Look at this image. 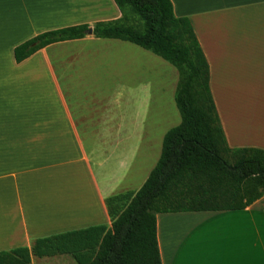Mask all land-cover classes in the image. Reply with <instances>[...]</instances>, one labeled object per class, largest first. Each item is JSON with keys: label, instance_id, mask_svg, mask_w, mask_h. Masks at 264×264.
<instances>
[{"label": "crops", "instance_id": "1", "mask_svg": "<svg viewBox=\"0 0 264 264\" xmlns=\"http://www.w3.org/2000/svg\"><path fill=\"white\" fill-rule=\"evenodd\" d=\"M170 2L207 60L227 146L264 150V0ZM119 17L113 0H0V251L109 226L105 199L140 188L179 125L177 70L130 42L87 34L15 61L43 32ZM156 236L161 264H264V196L158 214Z\"/></svg>", "mask_w": 264, "mask_h": 264}, {"label": "trees", "instance_id": "2", "mask_svg": "<svg viewBox=\"0 0 264 264\" xmlns=\"http://www.w3.org/2000/svg\"><path fill=\"white\" fill-rule=\"evenodd\" d=\"M113 21L43 32L14 49L17 63L50 44L84 38L130 42L178 72L174 101L180 123L163 137L161 153L137 191L105 199L110 225L37 238L0 251V264L70 255L76 264H161L156 215L243 210L264 196V150L231 149L209 87V67L187 18L170 0H113Z\"/></svg>", "mask_w": 264, "mask_h": 264}, {"label": "rangeland", "instance_id": "3", "mask_svg": "<svg viewBox=\"0 0 264 264\" xmlns=\"http://www.w3.org/2000/svg\"><path fill=\"white\" fill-rule=\"evenodd\" d=\"M170 68H173V67L170 66ZM167 91H169V88H167ZM167 91L165 92L164 96L166 97V100L168 102L171 97H170V93ZM141 160L138 159L137 162L139 163V161L141 162ZM153 161L154 160H152L151 162L153 163ZM131 187H132V191H137V189H139L138 181L133 182L131 184ZM32 264H76V263L74 262V260L72 259L70 255H56L53 257H45L41 259L33 258Z\"/></svg>", "mask_w": 264, "mask_h": 264}, {"label": "water", "instance_id": "4", "mask_svg": "<svg viewBox=\"0 0 264 264\" xmlns=\"http://www.w3.org/2000/svg\"><path fill=\"white\" fill-rule=\"evenodd\" d=\"M87 34L88 35L92 34V31L91 30H88Z\"/></svg>", "mask_w": 264, "mask_h": 264}]
</instances>
